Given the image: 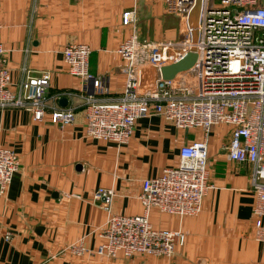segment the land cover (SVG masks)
Here are the masks:
<instances>
[{"label":"crops","instance_id":"crops-1","mask_svg":"<svg viewBox=\"0 0 264 264\" xmlns=\"http://www.w3.org/2000/svg\"><path fill=\"white\" fill-rule=\"evenodd\" d=\"M124 11H133L136 21L123 26ZM187 31L185 20L164 12L163 0H0V43L11 90L27 75L50 74L41 121L16 107L0 109V142L19 159L0 195V264H264V241L253 236L249 165L227 157L231 125H215L206 134L177 129L152 113L136 121L124 145L85 135L81 80L68 73L62 50L72 43L90 48L88 73L105 80V92L96 100L106 103L119 99L125 84V62L116 54L125 38L135 34L150 43L176 42ZM157 76L143 66L139 90L152 87ZM58 107L74 113L72 124L61 128L50 122L47 112ZM201 139L207 143L212 188L198 216L179 220L154 210L149 215L155 228L183 231L184 245L169 259L97 254L108 213L92 194L113 189L112 214H142L141 182L175 167L179 148ZM81 238L84 255L66 251Z\"/></svg>","mask_w":264,"mask_h":264},{"label":"built area","instance_id":"built-area-1","mask_svg":"<svg viewBox=\"0 0 264 264\" xmlns=\"http://www.w3.org/2000/svg\"><path fill=\"white\" fill-rule=\"evenodd\" d=\"M194 0H163L164 12L186 20ZM198 39L190 42L189 30L176 42L150 43L135 34L125 38L116 50L125 62V84L119 99L101 103L96 96L105 92V80L88 73L90 48L72 43L62 50V61L71 76L81 80L84 102L85 135L97 141L124 145L132 138L139 118L156 114L177 129H201L215 125L232 126L226 147L228 159L249 165L253 197L254 239L264 241V0H202ZM136 21L133 11H124L121 24ZM195 49V62L171 81L159 77L162 67L179 62ZM6 52L0 43V109L16 107L41 121L46 114V94L50 74L25 76L13 83L6 65ZM145 65L156 70L158 79L139 90L140 71ZM50 122L63 128L73 123L74 113L67 108H52ZM207 143L201 139L179 148L175 167L144 179L137 195L143 207L135 216L114 215L111 206L114 190L99 188L92 200L108 213L99 231L100 256L115 258L137 255L169 258L185 243L180 229H158L150 222L152 210L173 215L179 220L198 216L204 197L212 186L207 181ZM18 156L0 142V195H4L17 172ZM71 254L86 253L81 238L66 248Z\"/></svg>","mask_w":264,"mask_h":264},{"label":"water","instance_id":"water-1","mask_svg":"<svg viewBox=\"0 0 264 264\" xmlns=\"http://www.w3.org/2000/svg\"><path fill=\"white\" fill-rule=\"evenodd\" d=\"M201 5L202 0H194L193 6L188 11L189 13L186 16V28L189 30L190 42L195 44L198 39V23L199 17L201 14ZM195 62V49L191 48V50L181 59L179 62L175 64H171L170 66L162 67L159 70V77L165 81H171V79L175 78V75L181 72H186ZM61 106H65L66 100L61 99L59 101Z\"/></svg>","mask_w":264,"mask_h":264},{"label":"rangeland","instance_id":"rangeland-1","mask_svg":"<svg viewBox=\"0 0 264 264\" xmlns=\"http://www.w3.org/2000/svg\"><path fill=\"white\" fill-rule=\"evenodd\" d=\"M211 1L213 2V4H217V3H218V0H211ZM175 252H176V251H175ZM175 252H174V253H175ZM174 253H173V254H174ZM173 254H172V255H173ZM172 255H171V256H172ZM137 256H139V257H143V258H145V259H146V258H148V259H153V258H163V257H156V256L151 257V256H145V255H137ZM137 256H135V257H137ZM171 256H170V257H171ZM124 257H125V256H124ZM133 257H134V256H133ZM170 257H169V258H170ZM126 258H128V257H126ZM169 258H163V259H169Z\"/></svg>","mask_w":264,"mask_h":264}]
</instances>
